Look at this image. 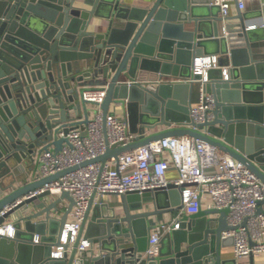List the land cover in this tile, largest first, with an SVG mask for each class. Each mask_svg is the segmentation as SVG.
Wrapping results in <instances>:
<instances>
[{"label":"water","instance_id":"water-1","mask_svg":"<svg viewBox=\"0 0 264 264\" xmlns=\"http://www.w3.org/2000/svg\"><path fill=\"white\" fill-rule=\"evenodd\" d=\"M211 1L0 0V210L26 196L0 218V224L14 218L16 228L14 236L0 234V264H225L221 247L234 242L222 236L231 227L228 207L185 214L180 227L163 236L158 254H144L155 226L150 217L182 207L183 185L124 192L122 212L108 201L94 204L92 197L74 246L63 257H52V251L60 244L70 247L62 236L74 196L64 191L48 201L50 192L44 190L28 197L80 165H104L123 151L182 134L229 152L264 182V52H255L254 28L243 10L238 8V22L227 21L226 34L219 6ZM101 16L110 18L106 28L94 20ZM208 54H217L219 64L207 69L214 118L194 126L190 109L195 78L201 76L194 63ZM146 71L192 79L162 81L151 89L135 81ZM103 87V115L113 103H126L135 139L39 175L40 153L60 150L69 141L62 135L69 124L88 122L90 101L84 94ZM18 168L37 169L36 177L17 185ZM63 199L69 201L64 210ZM149 200L152 209L144 207ZM258 203L263 212L264 199ZM82 236L91 246L80 253ZM249 256L254 264L255 256Z\"/></svg>","mask_w":264,"mask_h":264},{"label":"built area","instance_id":"built-area-1","mask_svg":"<svg viewBox=\"0 0 264 264\" xmlns=\"http://www.w3.org/2000/svg\"><path fill=\"white\" fill-rule=\"evenodd\" d=\"M234 1L241 10L246 6V0L211 1L219 6V15L223 18L222 24L226 34L228 30L225 25L228 21L227 17L232 12L231 5ZM260 26L264 28V20L249 24L250 28ZM194 65L195 72L201 73L200 77L195 78L199 85L198 101L193 103L190 109L192 124L196 126V123L214 118L212 109L215 106V99L213 93L207 91L206 81L207 69L219 65L218 55L199 56ZM224 72L228 76L227 68ZM191 79L158 75L156 78L138 77L135 81L156 89L162 81H191ZM106 91V87L86 90L84 98L90 101V119L86 124H69L67 134L62 131V135H65L69 141L65 142L60 150H43L40 153L39 175H51L53 172L81 164L89 158L104 153L108 146L122 145L135 139L137 133L132 131L130 119L126 114L109 110L106 116L103 115L101 102ZM169 167L178 171L176 177L168 176ZM171 183L183 185L182 207L169 220H160L155 224L149 234V245L144 251L145 255L158 254L163 236L180 227L179 220L184 214H195L201 207H205L204 204L208 208L230 209L227 221L231 227L223 230L222 236L233 237V254L238 264L250 254L264 253V211L257 210L258 201L264 199V182L232 154L194 135L166 136L123 151L118 157L111 156L104 165L99 161L80 165L36 188L28 197L44 190L50 192L51 200L64 191H69L74 196L75 204L64 225L62 236V241L70 244V247L68 249L64 244H60L52 251V257H63L74 246L92 197L94 204L104 203L108 194L120 197L124 192L141 193L147 189L168 188ZM25 197L1 208L0 218ZM65 200L59 203L63 210L69 204H65ZM118 207H121L120 202ZM8 219L9 217L0 224V234L14 236L15 219ZM79 244L80 253L90 250L91 243L88 238L82 236Z\"/></svg>","mask_w":264,"mask_h":264},{"label":"crops","instance_id":"crops-1","mask_svg":"<svg viewBox=\"0 0 264 264\" xmlns=\"http://www.w3.org/2000/svg\"><path fill=\"white\" fill-rule=\"evenodd\" d=\"M125 3H129V4H140V5H144L148 2H150V0H123ZM238 4L236 1H234L231 5V14L230 17L228 19V21H232V22H238L239 19L236 17V15H238ZM211 11L215 12V13H219L217 11V9L215 7H211L210 8ZM242 10L244 11V13L249 17L248 19V24H251L253 22L259 23L260 21L264 20V4H263V0H246V6L244 8H242ZM220 14V13H219ZM96 22H101L104 25V28H106L109 24H110V18L109 17H96L94 19ZM120 18H116L115 19V25H119L120 22ZM252 46L254 47L255 52H264V28L263 27H256L253 29V34H252ZM261 55V54H260ZM257 57L259 56V54L256 55ZM156 76H158V73H153V72H144L140 75V77H148V78H156ZM170 77V76H169ZM172 77V76H171ZM174 77V76H173ZM198 96H199V85H196V88L193 92L192 95V100L193 103L198 101ZM110 111H114L120 114H126L128 116V106L126 103H121V104H112ZM16 164V163H15ZM37 169H35V171H23L22 169L18 168L16 170V173L18 175V182L16 183L17 185L20 183H23L24 181L33 179L34 177H36L35 174H37L36 171ZM178 174V171L172 167H169L168 169V176L169 177H176V175ZM52 198H48V201H50ZM106 200L109 202L110 205H114V207H117V212H122V207H118V204L120 202V197L115 195V194H108L106 196ZM65 204H68L69 201L66 199L64 201ZM205 207L204 208H208V206L206 204H204ZM146 209H152L154 208V202L152 200H149L147 202H145V206ZM32 207L30 206L28 208L29 211H31ZM209 209V208H208ZM185 215V214H184ZM183 215V216H184ZM211 214H209L210 216ZM173 216L172 212H166V213H161L159 215H153L150 217L151 219V224L155 225L156 223L160 222V220H169L171 217ZM182 216V217H183ZM9 217L8 220H11ZM85 238V236H84ZM126 240H128V242H131V237L126 238ZM54 250V249H53ZM254 264H264V253L263 254H259V255H254ZM221 257L222 259L225 261V264H234V259H236V257H234L233 254V243L228 244V245H223L221 247ZM224 264V263H223ZM238 264V261L237 263ZM241 264H251V257L249 256L247 259H243L241 260Z\"/></svg>","mask_w":264,"mask_h":264}]
</instances>
